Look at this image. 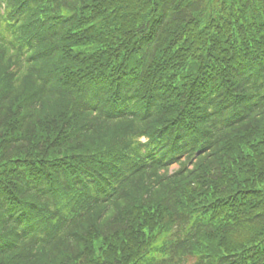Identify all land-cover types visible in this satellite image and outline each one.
I'll use <instances>...</instances> for the list:
<instances>
[{
	"label": "trees",
	"instance_id": "obj_1",
	"mask_svg": "<svg viewBox=\"0 0 264 264\" xmlns=\"http://www.w3.org/2000/svg\"><path fill=\"white\" fill-rule=\"evenodd\" d=\"M0 264H264V0H0Z\"/></svg>",
	"mask_w": 264,
	"mask_h": 264
},
{
	"label": "rangeland",
	"instance_id": "obj_2",
	"mask_svg": "<svg viewBox=\"0 0 264 264\" xmlns=\"http://www.w3.org/2000/svg\"><path fill=\"white\" fill-rule=\"evenodd\" d=\"M177 169H178V167L176 165H173V166H171L170 171H175Z\"/></svg>",
	"mask_w": 264,
	"mask_h": 264
}]
</instances>
